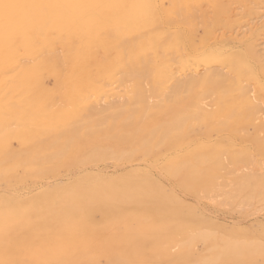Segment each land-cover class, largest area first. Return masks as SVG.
<instances>
[{
	"label": "rangeland",
	"instance_id": "rangeland-1",
	"mask_svg": "<svg viewBox=\"0 0 264 264\" xmlns=\"http://www.w3.org/2000/svg\"><path fill=\"white\" fill-rule=\"evenodd\" d=\"M217 1L220 4L227 6L226 14L228 16L237 13L235 15L241 17L242 14V25L246 23L249 17L243 13H245L251 7L254 8L256 5L255 2H258L257 0ZM192 14V19L195 23H193L192 27L194 29L193 43L197 48L196 52H190L188 49H183V47L178 52L173 53L169 52V50L163 51L161 54L148 53L146 55L147 59L153 58L154 61L152 60L153 62L151 61L147 67H143L140 64L131 69L129 67L118 66L116 73L110 79V81L104 82L105 85L103 82H101L97 90L89 91V93L87 92L88 96H90L88 103H100L102 106L103 104H106L104 106L107 109L109 107V113H111V117H109V114L107 115L108 118L105 116H101L102 118H100L96 113L95 116V114H91L90 110L88 109V103H84V105L82 104L84 109L79 112V115L77 114L78 116L74 117V120L77 121V126L80 130L81 126H83L82 130H76L73 133L66 132V134L63 135L62 141L57 142L58 144L55 143L53 148H49L51 144L48 143H52L49 133L48 135L46 132L43 134V127L40 129L39 127H41L43 122L48 120L50 121L51 117L49 116L51 112L58 111L62 108H68L70 111L73 110L72 108L74 107L70 98L73 93L71 94L70 88H68L70 86L67 87V85L65 86L63 84L64 86L59 88L60 91L59 89L57 90V88L55 89L56 91L53 90L52 95H56V97L54 96L56 101L53 100L54 97L50 98V102L53 103L49 107L54 108V111L50 110L51 112L45 111L50 109L47 107L50 105V103L47 105L46 101L44 100L47 98L45 95L48 96L50 94L48 89L49 87H43L44 85L42 87H37L34 90L36 91V94L33 96H31L30 90L27 91L29 88L27 86H23L20 89H13V91L7 94L5 105L3 104L4 106L1 108V112H3V117L5 118L3 119V123L6 121L7 127H5L6 123L4 125L3 123L0 124V126L3 125L2 128L0 127V131L2 130L1 132H3V130L6 128L7 132V134L6 132H3V135H1L0 132V136H2V138L0 137V180H2L0 181V199L3 197V199L0 200V209L2 208L0 220L2 219L1 217L6 214V212L8 213L4 215V219L0 221V246L2 245V249L0 248V261L5 262L4 264H18V261L20 264H25V262L30 264H38L40 262L37 263V261L41 260H43L41 263L44 262L45 264H65V262L66 264H203L204 260L207 259L205 260L207 261L206 264H208V262H211L210 264H242L244 263L243 261H245L246 264H264V192L262 193V191H260V186H253V177L256 179V176L264 175V26L261 25L258 28L257 33H255V35L253 34L252 37L243 38L244 41L247 39L255 40V45L258 48L260 59L255 63L258 65H256L258 69L255 66L252 69V74L250 76H242L238 74L232 67H230V65H227L226 63H214L215 61L206 59L204 56H202V54H200L205 49V47L203 43L200 42L201 36L199 38L198 34L202 33L201 35H203L205 30H203V28L212 22V19L215 15L214 7L208 2H204L202 4L194 3ZM205 23L206 25L204 26ZM234 25L235 24H233V28L236 30H233H239V33L243 32L244 28L242 25L240 27L239 25ZM195 28H197L196 31ZM215 29L216 35H224V37L227 39L230 37V31H228L229 29H225L222 26H217ZM217 41V38L215 40L214 38L210 39L207 45H215L217 44ZM234 48L237 50L240 49V47H236V45ZM228 49L229 47L226 48V50ZM230 49L233 50L231 47ZM183 50L186 52V54ZM20 51L21 55L26 53L23 50ZM20 54L18 55V57H20V59L18 58L20 63L25 65L28 61H30L27 64L30 66H32V64H38L40 62L39 60L42 58V56H44L41 55V58L39 57L40 59L33 58L31 61L30 58H28L27 53L24 54L25 56L27 55L26 57L24 55L21 56ZM229 55L230 52L227 51L224 56ZM100 56L101 58L103 57L101 54ZM167 58H169V60ZM35 59H37L38 62ZM61 64H63V62H60V65ZM205 68H207V70ZM218 68H223L222 71L224 72L227 71L230 74V81L237 83V86L246 87L253 90L252 95H254L253 97H255L257 100L255 103L261 109V112L259 113L260 115L251 114L248 116L243 111L242 114L231 116L229 113L221 112L220 109L222 107V103L219 99L221 95L219 93L220 90H218L217 87H215V84L212 82L200 81L203 83H196L191 81L186 83L180 90L174 88L177 83V78L184 80L188 79L187 77H190L192 74L195 76L196 73H198V75H200H197V78H193L198 79L199 77L201 78L203 75H205L203 74L204 70L206 72L209 69H212V71H217L219 70ZM17 70L7 72L8 74H6V78L9 79L8 82H10V86L13 84L12 72L16 73ZM258 72L260 73V76L257 74ZM48 74L49 73L45 69L43 72L41 71V76H44L45 78L44 81H46V77L49 76ZM47 84L52 86L53 81L49 79ZM61 86L62 84L59 85V87ZM100 86H103L104 88ZM64 87L69 90V94L71 95H67L68 90H66ZM63 88L65 90L64 92ZM185 89H187V91ZM45 90L49 94H45ZM176 90L178 93L175 92ZM140 93L144 95V100L140 99ZM175 93L177 94L175 95ZM29 98H31V101ZM7 99L10 100L7 101ZM9 103L11 104V111H13L12 106L15 108L18 107V109L14 108L16 111H19V109L22 111L23 107L26 111L28 110V107L31 106L33 109L34 107L36 108L34 109L35 113L33 112L34 115H28L31 119L26 114L22 116L12 115V117H10L11 114H9L8 117V114L6 115V113L9 110L4 107L9 105ZM44 103L47 106L44 105ZM111 105L113 108H110ZM203 105L207 106L209 113L213 114L212 117L208 115V112L207 114L204 113L203 116H199V118L195 116L194 112L196 109H198L200 106L202 107ZM44 111L45 115L43 114ZM39 112L42 114L41 117L37 116V114L40 115ZM112 112L114 116H112ZM88 113L89 116L85 115L87 117L83 115ZM31 115L33 116L31 117ZM47 115H49V119ZM43 116H46L47 118H44ZM91 116L93 119L90 118ZM26 117L30 119L31 122H28ZM177 117L181 119V125H179V127L174 126L173 128H175L176 131H174L175 129L173 128V131H171L169 123L174 121ZM36 118L41 119L37 120ZM81 119L85 122V124ZM102 120L104 122H102ZM131 120L134 123H131ZM79 121H81V123L83 122V125H81ZM106 121L108 122L106 123ZM88 122L89 124H87ZM96 123L100 124L101 126ZM102 123L104 125H102ZM247 123L251 125L248 126ZM95 124L98 126H95ZM111 124L113 127H111ZM28 125H30V127ZM37 125L38 127L36 128ZM10 126L12 129H10ZM99 126L100 128H103L98 131V129H100ZM166 126L170 127L169 132L166 130ZM88 129L91 130L89 131ZM91 131L94 132L90 133ZM28 132L33 133L35 140L37 142L41 141V143H29V146ZM87 132L88 134H86ZM12 133L14 136H16V138H14L13 135H10ZM23 135H28L27 140H25L26 137H23L21 140V136ZM4 136H6V138ZM3 137L4 140H1ZM39 137L40 139L43 138L42 140L44 141V144L42 140L38 139ZM66 138H69V140L74 138L73 141L70 140L71 142H68L70 146L66 144V140L68 141ZM45 141L48 146L45 144ZM258 141H260V143ZM18 142H21V145H19ZM63 143H65L66 146L68 145L65 147L69 151L65 150V147L62 145ZM93 146L96 147L93 148ZM97 146L100 148H97ZM43 147L47 148L45 149ZM110 147H112V149ZM29 148H33V150ZM48 150H52L56 153H60L61 150V153L64 151L66 154L63 153L65 155L61 157L62 154L60 156V154L57 153V155L55 153L56 156L53 157L54 159L50 157L52 159L51 160L47 156L49 153ZM99 150L101 153H103V157L99 156L102 157L99 158L96 156L97 159H100V161L99 159L97 161V159L95 160V158H92L91 156L94 152H99ZM104 150L107 151V154L112 150V154L110 153L109 158L108 155L104 153ZM6 151L7 153L5 154ZM31 151L34 152L32 153ZM114 152H117V155L114 154ZM13 153H17L15 154L16 156L13 155ZM93 157L95 156L93 155ZM83 159H86L88 163L85 161L86 163L83 164ZM33 160H35V162ZM49 160H51L53 163ZM36 161H39V164H37ZM40 164L42 165L41 167H39ZM47 168L51 169L48 170ZM42 170L46 171L43 172ZM94 172L102 173V175L107 179H76L79 174H88ZM58 175L59 177H57ZM247 175L250 177L245 178ZM242 178H245L249 181H245V179ZM35 180H37V182ZM5 186H8V188ZM88 187H96L97 191H102L104 194L107 192L109 196L111 195L114 197V200L111 203L114 204V207L111 205V210L114 209L112 214H104L102 210L98 208L96 209V206L94 205V207L92 206L96 210L94 209L95 211L93 214H91V216L93 215L91 218L93 221L95 219V222H97L96 224H98L97 228L93 232L92 241L94 244L93 242L91 243L86 241L87 246L89 244L88 248L85 242L84 245L82 244L83 246H81V244L79 245L80 242L77 238L76 240H73L74 237H77L73 232L72 234H67L68 237L65 236L69 240L65 237L58 241H52V239L46 240L43 238V236H40V238L39 236L36 237V233H38L36 230V225H34V222L32 221H28V219L31 220V216L28 218L30 210L34 213L36 208H38L42 202L44 203L50 201L53 203V205L58 206H56L57 209L68 205L66 207L68 209L71 208V210L74 209L73 211L76 212V214H81L84 210L91 211L93 208H88V204L91 203V199H89V197H91L95 203L97 196L95 197L86 195L84 197L82 193H86L82 190ZM1 188L3 189L1 190ZM76 195H80V198ZM4 196H7L5 199L6 202L4 200ZM11 198L13 201H11ZM76 198H78V201L80 199L79 203L76 201ZM26 199L33 200L31 202L27 201ZM37 199L39 201H36ZM40 199H42V201ZM59 200L61 202H59ZM65 201H68L69 203H64ZM2 202L4 203L2 204ZM19 202H21V204L24 206L16 204ZM35 202L37 203V206ZM27 203L29 206L31 205L30 210H28L29 206L27 208ZM74 204H76V207H79L82 204V207L77 209ZM14 205H19V208ZM32 205L35 207V210L33 209ZM12 207L16 208V210L13 208V211H17V214H19L18 212L20 211V215H22V217L20 215V217H18V215L16 217L14 213L12 214ZM21 207L23 208L21 209ZM90 211L89 213H91ZM9 212L11 213L9 214ZM32 212L30 215H32ZM11 215L13 216V219L11 218ZM177 215L188 217L192 222L188 220L190 223H179V220L176 218ZM192 215L195 217V220L191 217ZM156 218L158 220L161 219L162 225L165 221H168L170 224L169 226L171 227H175V223H179L185 229L188 228V231H192L193 234L195 233L193 235L192 232L190 233L187 231V235H189V237H191L192 234L191 239L194 238L192 241L190 239L187 240L183 234H181L183 237L180 234H177L175 236V240L166 245L167 250L171 254L173 253V259L176 258L175 261L173 259L170 260L169 258L167 260L164 256H161L163 253L161 252L160 247L155 246L156 240H153L154 238H149L147 235V228L151 229L156 226L154 223ZM21 219L26 220L25 225H28V227L24 225V221ZM11 221L14 222L16 228H12L13 222L10 223ZM30 224L34 225L32 228L35 232L30 230ZM193 224H196V227ZM167 225L168 224L164 225V228H166ZM189 226H191V230H189ZM192 226L195 227L196 230ZM26 229L28 230L27 232H29V230L30 232H26L27 235L24 233L23 237L22 232H25ZM143 229L145 231H143ZM197 229H202V234L197 233ZM17 230L19 232H17ZM207 231H215L214 233L217 232L218 234H211L212 232H209L210 237H206L209 239L208 240L203 238L205 237L203 236V233L205 235L208 233ZM9 233L14 235L12 236L10 234L11 237L15 239V241L18 240L19 242L21 241L23 243L16 241L18 243L17 244L15 242L6 241L5 237L8 238ZM199 234L201 235L199 236ZM20 235L25 241L22 239V237L20 238ZM145 235L147 236L146 238L148 240L150 239L149 241L145 239ZM207 235L208 234H206V236ZM18 236L20 239H18ZM222 236H225L224 239L228 238L231 241L233 240L235 242L234 245H237L236 248H233V250L235 249L234 251L237 252L242 251V253L244 251L246 253L245 255H249H247V258H249L252 262H248L249 259H246L245 255L242 256V260H236L230 254H227L228 257L227 255L225 256L227 252L225 253L224 251L226 250L222 249L225 245L224 241H222ZM10 239L8 238L7 240ZM64 239H67L65 243ZM198 239L200 240L196 241ZM180 240L182 243L181 245H179L180 242L178 244V241ZM3 241L7 243L4 244ZM143 241L146 244H143ZM182 241H185L187 244H183L185 242ZM28 242H30L31 245H25V243ZM190 242L192 243L191 245ZM238 242H242V244L244 243L241 247L242 249L239 248ZM52 243L55 244L53 245ZM246 243L249 245H246ZM132 244H135V247H131ZM19 245H21L22 248ZM182 246L184 248L187 247L186 249H189V251L187 252L186 257L183 255L177 259V255L180 253L179 251H181L179 250L180 247L181 249H184ZM79 247H81V249ZM5 248L7 252L5 251ZM245 248H249V252ZM238 249H240V251ZM2 250H4L6 253L9 252V254L2 253ZM87 251L90 252L91 255H89ZM218 251L220 254L225 253L224 255L222 254L223 258L218 256ZM76 252L80 253V256L79 254L77 255ZM204 253H206V255H203ZM72 254L76 255V257ZM151 254L153 256L150 257ZM145 255L147 257H145ZM250 255L253 259L250 258ZM96 256L99 260L96 259ZM15 258H19L20 260L18 259L16 262ZM92 258H95L96 260L93 259V261L91 260ZM123 258L125 261H123ZM215 258L216 262L214 263ZM13 259L14 261H11ZM29 259H31V261H28ZM219 259L224 261L221 260L218 262L217 260ZM146 261L148 262L146 263ZM193 261H196V263H192Z\"/></svg>",
	"mask_w": 264,
	"mask_h": 264
},
{
	"label": "bare ground",
	"instance_id": "bare-ground-1",
	"mask_svg": "<svg viewBox=\"0 0 264 264\" xmlns=\"http://www.w3.org/2000/svg\"><path fill=\"white\" fill-rule=\"evenodd\" d=\"M257 1L258 2H255L256 5L254 6V8L251 7L245 13H243L249 17H248L246 23L242 25V23H241L242 14H241V17L240 16L238 17L237 15H235L237 13H235L233 15L231 14L228 16L226 14L227 6L220 4L217 0H0V2H2V3L20 5V7H18V8L10 9L8 11L7 16L0 13V124H2L4 122L3 119H5L3 117V112H1V108H2V106L5 105V99H6L7 94L9 92L13 91V89H18V88L20 89L23 86H27V87H29L27 89V91L30 90L31 96H33L34 94H36V91H34V90L37 87H42L43 85H44L43 87H49L48 89L50 91L49 92L50 94L48 92H46V90L44 91V93L46 92L45 94H49L48 96L45 95V97H47V98L44 97L45 98L44 100L46 101L47 105H48V103H50V105H48V106L45 103H44V105L49 107L53 103V102L52 103L50 102L51 101L50 98H53L54 96L56 97V95H52L53 90H55L56 88L58 90L59 88H62L64 85L65 86L67 85V87L70 86L68 88H70L71 94L73 93L72 95L69 94L70 92L68 89H66L65 87L64 88L66 90H68V92L66 91L67 95L68 94L71 95L70 98L72 101L71 103L73 104V107H74V108H72L73 110L70 111L68 108H62L58 111H54V108L49 107L50 109L45 110V111H50V110L54 111V112L50 111L51 112L50 116L47 115V117L48 116L51 117L50 121L48 120L49 119V117H48L47 120L49 122L48 121H45L43 123L41 122L42 125L40 124L41 127H39V129L43 127V130H42V131H44L43 134L46 132V134L48 135V133H49L50 139H52L51 140L52 143H48V144L52 145V146L50 145L49 148H51V147L53 148V145L55 143L62 141L63 135L66 134V132L73 133L76 130H80L77 126L78 125L77 121L74 120V117L78 116L79 112L82 111V109H84L82 104L84 105V103H86V104L88 103L90 96H88L87 92L89 93V91L97 90L99 88V84L101 82H103V84H104V82L110 81V79L116 73V69L118 66L129 67L131 69V68L135 67L136 65L140 64L143 67H147L148 64L151 63V61L153 60V58L147 59L146 55L148 53H150V54H161V52L167 51V50H169V52L173 53V52H178L183 47H184L183 49H188L190 52L191 51L196 52L197 48L193 43L194 29L192 27L193 23H194L193 19H192V15H193L192 14V8H193L194 3L202 4L204 2H208L209 4H211L214 7V12H215V15L212 19V22H210L209 24L206 25V23H208V22L205 21L206 23L204 24V26L206 25V27L203 28V30L205 29L203 35H201L202 33L198 34L199 38L201 36L200 42H202L204 47H205V49L200 54H202V56H204V58H206V59L215 61L214 63H219V64H225L226 63L227 65H230V67H232L238 74H240L242 76H250L252 74V69L257 65L255 63L258 62L260 59V55H259L258 48L255 45V40L254 39H247L246 41H244L243 38L252 37L253 34L255 35V33H257V30L261 25L264 26V5H263L264 0H262V1L257 0ZM232 13H233V11H232ZM236 16H237V18H236ZM233 24L239 25V27L242 25V27L244 28L243 32L239 33V30L235 31L236 29L233 28ZM217 26H222L225 29H229L228 31H230L229 32L230 37L227 39L224 37V35H221V36L216 35L215 34L216 33L215 27H217ZM196 29L197 28H195V31H196ZM233 29H235V30H233ZM239 29H242V28H239ZM231 31H232V33H231ZM213 38H214V40L217 38V40H218L217 44L207 45L208 41L210 39H213ZM198 43H199V41H198ZM235 45H236V47L239 46L240 49L239 50L235 49L234 48ZM228 47H229V49L226 50V48H228ZM230 47L233 48V50H231ZM20 50L25 51L28 54V58H30V60L33 58L40 59L41 55H44V56H42V58L39 60L40 62L36 65H33V64H32V66L27 65L28 62H30V61H28L27 64L23 65L19 61L20 57H18V55L21 52ZM227 51L230 52V55L224 56L225 53H227ZM199 52H200V50H199ZM26 53H24V54H26ZM100 54L103 55L102 58H101ZM185 54H186V52H185ZM189 54H192V53H189ZM23 55H21V56H23ZM29 55H30V57H29ZM37 59H35V60H37ZM167 59L169 60V58H167ZM24 61H26V60H24ZM37 62H38V60H37ZM60 62H63V64L60 65ZM161 65H163V64H161ZM151 68H152V66H151ZM44 69L49 73L48 74L49 76H47V77L45 76L47 78L46 81H44V79H45L44 76L43 77L41 76V71L43 72ZM139 69H141V68H139ZM205 69L207 70V68H205ZM257 69H258V67H257ZM15 70H17V72L16 73L12 72L13 84L11 83L12 85L10 86V82H8L9 79L6 78V74H8L7 72L15 71ZM222 70H223V68H220L217 71H212V69H211L209 72L208 71L206 72L204 70V73L203 72L202 73L205 75L201 74V75H203V77H201V78L199 77L200 79L199 78L193 79V78H197L200 75V74L198 75V73H196L195 76L192 74L193 76L191 75L190 77H187L188 79H184V80L177 78V83L174 86V88L177 90H180L186 83H189L191 81L196 82V83H199L200 81L212 82L213 84H215V87H217V89L220 90L219 93L221 95H220L219 99H220V102L222 103V107L220 109L221 112L229 113V115H231V116H235V115L237 116L239 114H242L243 111L248 116L251 114L252 115L259 114L261 112V109L255 103V102H257V100L255 99V97H253L254 95H252L253 90L248 89L246 87L237 86V83L230 81V79H229L230 74L227 71L224 72ZM256 71H259V70H256ZM199 73H201V72H199ZM257 74L260 76L259 72ZM41 77H42V79H41ZM49 79H51L53 81L52 86L47 84V81ZM188 80H190V81H188ZM203 82H200V83H203ZM61 84H62V86L59 87V85H61ZM187 85H186V87H187ZM100 87H103V86H100ZM64 88H63V92L65 91ZM187 89H188V87H187ZM187 89H185V90L187 91ZM177 90L175 92H177ZM59 91H60V89H59ZM173 91H174V89H173ZM22 93H23V91H22ZM55 93H57V92H55ZM177 93H175V95ZM173 94H174V92H173ZM14 96H13V99H14ZM29 96H30V94H29ZM55 97L53 100L56 99ZM139 97H140V99L144 100L143 94L140 93ZM29 99L31 101V98H29ZM8 100H10V99H7V101ZM28 104H27V106H28ZM88 105H89L88 109L90 110L91 114L96 113V114H98L97 116H99L100 118H102L101 116H105L108 118L107 115L110 114L109 117H111V113H109V110H110L109 107L107 109L104 106L106 104H103V106H104L103 107L102 104H100V103L89 102ZM111 106H110V108H113V106L112 107ZM10 107H11L10 103L6 107H4V108H7V110H9V111L6 110L7 111L6 115L8 114V117H9V114H11L10 117H12V115L13 116H19V115L22 116L24 114H26L27 116L30 114L34 115V113H35L34 109H36L35 107L33 109L31 106H29L28 110L25 111L24 107H23V110H24V112H23V110L21 111L20 109H19V111L14 110L15 107H13V106H12L13 111H11ZM15 109H18V107ZM45 111L43 113L44 115H45ZM207 112L209 113L207 106L203 105L202 107L200 106L198 109H196V111L194 113H195V116H197L199 118V116H203V114L204 113L207 114ZM39 113H40V115L37 114V116L41 117L42 114H41V112H39ZM81 114H82V112H81ZM96 114H95V116H96ZM112 114H113V112H112ZM33 115H31V117ZM83 115L89 116V113L83 114ZM208 115L210 117L213 116L212 113H209ZM112 116H114V114ZM47 117L45 116L44 118H47ZM85 117H87V116H85ZM90 118H92V116ZM90 118H89V120H90ZM6 119H8V118H6ZM30 119H28V122L29 121L31 122ZM36 119L39 120L41 118H39V119L36 118ZM24 120H25V118H24ZM78 120H80V119H78ZM83 120H84V118H83ZM132 120L130 121L131 123L133 122ZM40 121H42V120H40ZM180 121H181V119L179 117L175 118L174 121L169 123V126L171 128L166 126L167 127L166 130H168V132L170 131V129H171V131H173V129H175V128H173L174 126L179 127V125H181ZM79 122L81 123V121H79ZM83 122L81 123V125H83ZM91 122H92V120H91ZM102 122H104V121L102 120ZM107 122L108 121H106V123ZM5 123H6V121H5ZM5 123H3V125ZM112 123H113V121H112ZM127 123H129V122H127ZM165 123H167V122H165ZM249 123H251V122H249ZM84 124H85V122H84ZM87 124H89V122ZM96 124H98V123H96ZM96 124H95V126L100 125V124H98V125H96ZM251 124H248V126H250ZM3 125H1L0 127L2 128ZM6 125H7V123L5 124V127H7ZM9 125H12V124H9ZM102 125H104V124L102 123ZM28 126L30 127V125H28ZM100 126H99V128H100ZM37 127H38V125L36 126V128ZM82 127L83 126H81V130H82ZM111 127H113L112 124H111ZM164 127H165V125H164ZM8 128H9V126H8ZM102 128L98 129V131L101 130ZM10 129H12L11 126H10ZM4 130H3V132H6V128ZM177 130H179V129H177ZM174 131H176V129ZM3 132H1V135H3L2 134ZM88 132L86 134H88ZM92 132H94V131H91L90 133H92ZM6 134H7V132H6ZM28 134H29L28 145L30 146L29 143H35L37 141L35 140L33 133L28 132ZM41 134H42V132H41ZM10 135L14 136L13 133ZM80 135H81V132H80ZM27 136L28 135L21 136V140L23 137L24 138L26 137L25 140H27ZM40 136H42V135H40ZM0 137L2 138V136H0ZM4 137L6 138V136H4ZM4 137L1 140H4ZM14 138H16V136H14ZM38 139H40V137ZM42 139L43 138H41L40 140H42ZM66 139H68V141L66 140V144H68V142L70 140H72V141L74 140V138L73 139L71 138L70 140H69V138H66ZM39 142L41 143V141H38L37 143H39ZM48 142H50V141H48ZM258 142L260 143V141H258ZM3 143H4V141H3ZM5 143H6V141H5ZM20 143H19V145H21ZM43 144H44V141H43ZM45 144H47L46 141H45ZM48 144H47V146H48ZM66 144L63 143L62 145L65 147ZM68 145L70 146V144H68ZM66 147H65V150L69 151L68 149H66ZM95 147L93 146V148H95ZM98 147L99 146H97V148ZM43 148H45V147H43ZM63 148H61V149H63ZM93 148L91 147L92 150H93ZM103 148H101V149H103ZM105 148H106V146H105ZM110 148L112 149V147H110ZM24 149H26V148H24ZM29 149L33 150V148H29ZM59 149H56V150H59ZM111 151H110V153H111ZM10 152H12V151H10ZM6 153H7V151L5 152V154ZM55 153L56 152L51 150V151H49L47 156L49 158L51 157L52 159H54L53 157H55L58 152L56 154ZM63 153H65V152L63 151ZM63 153H61V150H60V153H58V154H60V156L62 154L61 157H63L66 154V153L65 154H63ZM88 153H89V151H88ZM104 153L107 154V151H105ZM110 153L108 152V154H107L108 158L110 156ZM116 153L114 152V154H116ZM15 154H17V153H15ZM15 154L13 153V155H15ZM102 154L103 153H101V151L99 150V152L98 151L94 152L91 157L95 158V160H96L97 157L102 156ZM85 155H86V153H85ZM93 155L95 157H93ZM116 155H113V156H116ZM131 155H132V153H131ZM31 157H32V155H31ZM102 157H99V158H102ZM98 159H97V161H98ZM51 160H49V161L52 162ZM0 161H1V159H0ZM33 161L35 162V160H33ZM44 161H45V159H44ZM85 161L87 162V160L85 159L84 162L82 161V163L85 164L86 163ZM99 161H100V159H99ZM38 162H37V164H39ZM79 164H81V163H79ZM75 165H77V164H75ZM41 166L42 165L40 164L39 167H41ZM49 169H51V168H49ZM42 171L44 172L46 170H42ZM41 172H40V174H41ZM57 177H59V175ZM71 177H72V173H71ZM248 177H250V176L249 175H247V177L245 176V178H248ZM245 178H242V179H245ZM254 178L255 177H253V180H254L253 186H255V187H257L256 185L260 186V188H261L260 191H262V193H263L264 192V175L263 176H261V175L256 176V179H254ZM32 179H33V177H32ZM76 179H107V178H105L102 175V173H100V172H94V173H88V174L87 173L86 174H79ZM37 180H38V178H37ZM37 180H35V181L37 182ZM0 181H2V180H0ZM245 181H249V180L245 179ZM42 182H43V180H42ZM8 185H11V184H8ZM5 187L8 188V186H5ZM9 187H11V186H9ZM2 189L3 188H1V190ZM4 190H7V189H4ZM9 190H11V189H9ZM82 191L86 193V194L82 193V195H84V197L86 195L95 196V197L97 196L96 197L97 200L95 199L96 200L95 203L92 200V198L89 197V199H91V203H89V204L87 203L88 208L91 209V207L94 205V206H96V209L98 208V209L102 210L104 214H107V213L112 214V212L114 210V209L111 210V208H112L111 205H113V207H114V204H111L114 200L113 196H111V195L109 196L107 192H106V194H104V193H102V191H97L96 187H94V188L88 187ZM6 197L4 196V200L6 199ZM77 197L80 198V195ZM2 199H3V197H2ZM2 199H0V200H2ZM76 199H77L76 201H78V198H76ZM26 200L32 202L33 199L32 200L26 199ZM40 200L42 201V199H40ZM60 200H59V202H61ZM11 201H13V199ZM36 201H39V200L37 199ZM5 202H6V200H5ZM67 202L68 201H65L64 203H67ZM71 202H72V200H71ZM79 202H80V199H79L78 203ZM3 203L4 202H2V204ZM25 203H26V201H25ZM16 204H19L20 206L22 205L21 202L16 203ZM19 205L18 206L14 205V206L19 208ZM26 205L28 208L29 204L27 203ZM75 205L76 204H74V206ZM22 206H24V205H22ZM30 206H29L28 210H30ZM36 206H37V203H36ZM56 206L57 205H53L52 202L47 201L44 203L42 202V204H40L38 206V208H36V211L34 213L30 210V214L32 212V215L29 214L28 218L31 216L30 217L31 220L28 219V221H32V222H34L33 224L36 225V227H37L36 230L38 232V233H36V237L39 236V238H40V236L41 237L43 236V238L46 240L52 239V241H58L61 238H64L65 236H67V234H72V232H73L77 236V237H74L73 240L74 239L76 240V238H77L80 242L79 245L81 244V246H83L86 243V246H87V242L92 243L93 242L92 241L93 240V232L95 231V229L98 226V224H96L97 222H95V219L93 221V219L91 218L93 216V215L91 216V214H93V212L96 210L95 208H93L94 206L92 207L93 210H91V211L89 210L91 213H89L88 210L87 211L84 210L81 214H76V212L73 211L74 209H72V210H71V208L68 209L66 207L68 205L65 206L66 208L60 207V209H57ZM32 207H33V205H32ZM70 207H71V205H70ZM79 207H82V204ZM79 207L77 206L76 208L78 209ZM13 208H15V207L11 208L12 214L14 213L16 215V217H17V215H18V217H20V216L22 217V215H20V211L18 212L19 214H17V211H15L16 208L14 211H13ZM22 208L23 207H21V209ZM34 208L35 207H33V209ZM72 208H73V206H72ZM1 210H2V208L0 209V214L2 212ZM6 210H4V211H6ZM122 211H123V209H122ZM7 213L8 212H6V214ZM10 213L11 212H9V214ZM24 213H23V215H24ZM6 214H4V215H6ZM4 215H3V217H5ZM77 215H79V216H77ZM3 217H1V218L4 219ZM12 217L13 216L11 215V218ZM191 217L194 218V220H195V217L193 215ZM176 218L179 220V223L180 222H182V223L189 222L191 220V219L189 220L188 217H185L182 215H180V216L177 215ZM9 219H10V217H9ZM21 220H23V219H21ZM23 221H24V225H25L26 220H23ZM12 222L13 221H11L10 223H12ZM190 222H192V221H190ZM146 223H147V221H146ZM154 223L156 224V226H154V228L150 229V228L145 227L148 229L147 235L149 238H154L153 240H156L155 246L160 247L161 252L164 254V255L162 254L161 256H164L165 259H167V260H168V258L170 260L173 259L174 256L172 255L173 253L171 254L167 250L166 245H168L172 241H174L175 236L177 234L185 235V238H187V240L190 239L192 241L194 239V238L191 239L193 232L188 231L187 230L188 228L185 229L179 223H177V224L175 223V225L173 224L175 227H171V226H169L170 224L168 223V221H165L164 224L162 225L161 219L158 220L157 218L154 221ZM195 223H196V221H195ZM166 224H168V225L166 228H164V225H166ZM34 225H31V228L29 227L30 230L34 231L32 228V226L34 227ZM193 225H195V227H196V224H193ZM25 226L28 227V225H25ZM195 227H193V228L195 229ZM12 228H16L14 222L12 223ZM189 228H190L189 230H191V226H189ZM30 230H29V232H30ZM199 230L197 229V231H198L197 233L203 232L202 229H199ZM9 231H11V230H9ZM22 231H24V230H22ZM22 231H20V232H22ZM27 231L28 230L26 229L25 232H22L23 237H24V233L26 234ZM143 231H145V230L143 229ZM187 231L190 233L192 232L191 237H189V235H187ZM7 232H8V230H7ZM17 232H19V231L17 230ZM29 232H27V233H29ZM68 232H70V233H68ZM207 232H208V233H206V234H208L207 236H206V234L204 235V233H203V236H205L203 238H205V239H208L206 237H208L212 231L211 232L207 231ZM214 232H212L211 234H213ZM216 233H214V234H216ZM219 233H220V231H219ZM10 234L11 233H9V237H8L9 239L12 235V234L11 235ZM201 234H199V236ZM21 235H20V238L22 237ZM12 236H14V235H12ZM23 237H22V239H23ZM67 237H65V238H67ZM146 237L147 236L145 235V239L148 240ZM195 237H197V236H195ZM224 237H223V239L221 237L220 238L225 243L223 248L221 246V248L223 250L224 249L226 250L224 252L225 253L227 252L226 254L224 253L225 256L227 254L228 255L230 254L236 260L237 259L242 260L241 259V258H243L242 256H244L246 254L244 251H243L244 254L242 253V251H240V249H242L241 247L243 246L244 243L242 244V242H238V245L240 248L238 250L240 252H237V251H234L235 249L233 250V248H236V246H237V245H234L235 242L233 240H232L233 241L232 242L228 238L224 239ZM8 238L5 237V240L10 241V242H15V243H17L16 241H18V240L15 241V239L13 237H11V239L13 241L11 239L7 240ZM20 238L18 236V239H20ZM67 239L66 240L64 239L65 240L64 243L67 241ZM199 240L200 239H198L196 241H199ZM243 240H240V241H243ZM151 242H152V240H151ZM179 242H180V244H179ZM182 242H185V241H182ZM212 242H211V244H212ZM236 242H237V240H236ZM6 243L4 242V244H6ZM19 243H23V242L20 241ZM247 243H246V245H249ZM27 244L29 245L30 242L25 243V245H27ZM52 244L54 245L55 243H52ZM52 244H50V245H52ZM93 244H94V242H93ZM143 244H146V243H144V241H143ZM178 244L179 245L182 244L181 240L178 241ZM183 244H187V243L185 242ZM191 244L192 243L190 242V245ZM240 244H242V245H240ZM134 245L135 244H132L131 247H135ZM179 245H177V246H179ZM3 246H5V245H3ZM19 246L21 247V245H19ZM42 246H43V243H42ZM77 246H78V244H77ZM88 246H89V244H88ZM88 246H87V248H88ZM216 246H219V245H216ZM1 247H2V245L0 246V248ZM25 247H28V246H25ZM214 247H215V245H214ZM244 247H245V245H244ZM23 248H24V246H23ZM79 248L81 249V247H79ZM186 248L187 247H185L184 249H181V247H180V249L178 248L181 251L178 250L180 253L177 255V259L179 257H182L183 255H185V257H186L187 252L189 251V249H186ZM218 248H220V247H218ZM3 249H4V247H3ZM83 249H85V248H83ZM245 249H247V248H245ZM247 250L249 252V248ZM2 251H3L2 253H4V254H9V252L6 253L7 252L6 248H5L6 252H4V250H2ZM216 251H214V252H216ZM90 252H92V251H90ZM90 252H88L89 255H91ZM15 254H18V253H15ZM61 254H62V252H61ZM78 254L80 256V253H77V255ZM219 254H220V252H219ZM219 254H218V256H221V258H223L222 257L223 253L220 255ZM251 254H252V252H251ZM72 255H74V254H72ZM89 255H87V256H89ZM203 255H206V253H204ZM228 255H227V257H228ZM247 255H245L246 259H249V258H247ZM74 256L76 257V255H74ZM81 256H82V254H81ZM151 256H153V255L151 254L150 257ZM143 257H144V255H143ZM145 257H147V256L145 255ZM77 258H78V256H77ZM77 258H75V259H77ZM124 258H126V257H124ZM202 258H203V256H202ZM250 258H252L251 255H250ZM18 259L15 258L16 262L18 261ZM93 259L96 260L97 256H96V259L92 258L91 260H93ZM153 259H154V257H153ZM175 259H173V260L175 261ZM199 259H200V257H199ZM230 259H231V257H230ZM235 259H234V261H235ZM97 260H99V259H97ZM170 260H169V262H170ZM205 260H207V259H205ZM205 260H204V263L202 261L203 264H206L207 261H205ZM214 260H215L214 261V263H215L216 258ZM221 260L219 259L217 261L219 262ZM11 261H14V259ZM28 261H31V259H29ZM42 261L43 260L37 261V263L38 262L41 263ZM48 261H47V263H48ZM79 261H78V263H79ZM123 261H125V259ZM143 261H145V260H143ZM222 261H224V260H222ZM147 262L148 261H146V263ZM243 262L245 263V261H243ZM248 262H252V261H250V259H249ZM4 263L5 262L0 261V264H4ZM17 263L20 264L19 261ZM26 263L27 262H25V264ZM40 263H38V264H40ZM43 263H41V264H43ZM62 263H63V261H62ZM192 263H196V261L195 262L193 261ZM210 263L208 262V264H210ZM244 263H242V264H244ZM7 264H9V263H7ZM27 264H30V263H27ZM65 264H66V262H65ZM94 264H97V263H94Z\"/></svg>",
	"mask_w": 264,
	"mask_h": 264
},
{
	"label": "snow or ice",
	"instance_id": "snow-or-ice-1",
	"mask_svg": "<svg viewBox=\"0 0 264 264\" xmlns=\"http://www.w3.org/2000/svg\"><path fill=\"white\" fill-rule=\"evenodd\" d=\"M20 5H14V4H8V3H2L0 2V13L7 16L8 11L13 8H18Z\"/></svg>",
	"mask_w": 264,
	"mask_h": 264
}]
</instances>
